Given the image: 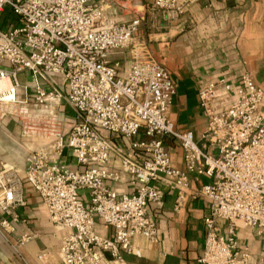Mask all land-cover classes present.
Instances as JSON below:
<instances>
[{
    "label": "built area",
    "instance_id": "2783aa9c",
    "mask_svg": "<svg viewBox=\"0 0 264 264\" xmlns=\"http://www.w3.org/2000/svg\"><path fill=\"white\" fill-rule=\"evenodd\" d=\"M116 3L0 0V18L5 8L17 18L14 26L0 29V114L16 117L26 134L49 138L45 146L26 155L22 171L0 160V234L12 233L21 221L17 209L25 205L26 182L46 207L51 224L69 230L61 240L59 263L50 264L121 263L123 253L139 255L134 236L157 242V227L147 206L161 204L164 192L154 184L162 182L176 191L173 210L178 212L191 179L204 176L210 182L202 184L197 195L210 203L197 264H264V256L252 260L238 249L235 233L237 221L264 232L263 90L248 72L237 84L225 78L204 83L198 104L206 127L204 146L199 147L192 132L176 131L169 120L176 87L137 40L142 18L105 19V9L115 15ZM185 3L154 0L152 5L174 19L183 14ZM123 50L130 65L119 74L111 54ZM23 71L64 79L66 103L76 118L67 134L56 127L63 95L35 82L30 100L18 79ZM19 89L22 98L17 97ZM102 131L128 140L138 153L137 160L119 155L121 171L133 187L128 193L107 186L106 181H118L119 174L104 169L112 145ZM140 132L145 139L133 140ZM165 139L180 145L182 170L172 167ZM208 146H215L217 154L212 155ZM65 149L75 160L74 168L59 161ZM81 190L87 193V203ZM96 220L111 228V238L96 233ZM220 220L226 223L224 234ZM27 239L21 238L19 244Z\"/></svg>",
    "mask_w": 264,
    "mask_h": 264
},
{
    "label": "crops",
    "instance_id": "0c3cea01",
    "mask_svg": "<svg viewBox=\"0 0 264 264\" xmlns=\"http://www.w3.org/2000/svg\"><path fill=\"white\" fill-rule=\"evenodd\" d=\"M153 1L117 0L115 15L105 9V19L111 17L115 22H125L135 17L142 18L137 40L143 42L150 56L165 68L176 87L169 120L176 131L192 132L195 142L202 148L206 119L198 104V92L204 83L225 78L227 82L237 84L240 75L248 72L264 93V49L242 48L234 39L249 24L264 26V0H186L183 14L174 19L153 8ZM98 3L99 0H92L93 5ZM249 36L253 38L254 34L250 32ZM111 60L118 63L119 74H124L129 68L126 50L112 53ZM18 79L27 87L30 100L34 97L31 88L35 82L45 89L54 88L63 95L56 112V127L67 134L76 118L66 103L64 79L58 75L34 77L28 71L20 72ZM22 96L19 89L17 97ZM260 110L264 113V96ZM101 134L112 145L104 169L119 174V180H107V186L116 192L128 193L133 187L128 175L121 171L119 155L137 160L138 153L123 137L105 131ZM144 139L142 132L133 138ZM48 142L49 138L41 133L26 134L16 117L0 114V160L22 171L26 155ZM163 142L172 167L182 170L183 154L178 142L171 139ZM208 150L212 155L217 154L215 146H208ZM59 161L75 167V160L68 149L64 150ZM209 182L210 179L204 176L191 179L178 212L173 210L176 191L156 182L155 187L164 192L163 200L159 205L148 204L147 215L156 224L157 242L134 236L132 244L139 255L123 253V261L116 264H197L203 249V217L210 203L197 192L202 184ZM23 194L25 205L17 209L21 221L16 223L12 233L0 234V264L59 263L61 240L69 230L51 224L46 207L26 182L23 183ZM79 195L87 203L86 191H79ZM218 225L221 234L226 233V223L220 220ZM235 225L238 249L247 251L252 260L264 256V232L249 228L242 221ZM95 231L103 238L112 237L111 228L99 220L95 221ZM24 237L28 239L19 244ZM39 255L43 257L38 259Z\"/></svg>",
    "mask_w": 264,
    "mask_h": 264
},
{
    "label": "clouds",
    "instance_id": "9594fccd",
    "mask_svg": "<svg viewBox=\"0 0 264 264\" xmlns=\"http://www.w3.org/2000/svg\"><path fill=\"white\" fill-rule=\"evenodd\" d=\"M253 33V38H250L249 33ZM234 39L242 48L264 49V26L249 24L239 35Z\"/></svg>",
    "mask_w": 264,
    "mask_h": 264
},
{
    "label": "trees",
    "instance_id": "16d2710c",
    "mask_svg": "<svg viewBox=\"0 0 264 264\" xmlns=\"http://www.w3.org/2000/svg\"><path fill=\"white\" fill-rule=\"evenodd\" d=\"M17 23V18L12 14L9 8H5L0 18V29L12 27Z\"/></svg>",
    "mask_w": 264,
    "mask_h": 264
},
{
    "label": "rangeland",
    "instance_id": "374dc122",
    "mask_svg": "<svg viewBox=\"0 0 264 264\" xmlns=\"http://www.w3.org/2000/svg\"><path fill=\"white\" fill-rule=\"evenodd\" d=\"M43 75H46V76H51L52 74H48V73H43ZM53 76H55V75H53ZM61 77V76H60Z\"/></svg>",
    "mask_w": 264,
    "mask_h": 264
}]
</instances>
